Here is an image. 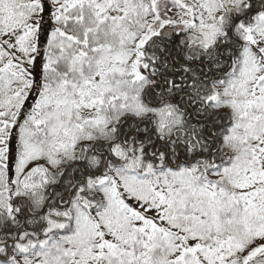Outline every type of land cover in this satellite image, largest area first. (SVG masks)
I'll return each instance as SVG.
<instances>
[{
  "label": "snow or ice",
  "instance_id": "1",
  "mask_svg": "<svg viewBox=\"0 0 264 264\" xmlns=\"http://www.w3.org/2000/svg\"><path fill=\"white\" fill-rule=\"evenodd\" d=\"M0 264H264V0H0Z\"/></svg>",
  "mask_w": 264,
  "mask_h": 264
}]
</instances>
